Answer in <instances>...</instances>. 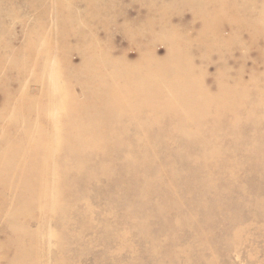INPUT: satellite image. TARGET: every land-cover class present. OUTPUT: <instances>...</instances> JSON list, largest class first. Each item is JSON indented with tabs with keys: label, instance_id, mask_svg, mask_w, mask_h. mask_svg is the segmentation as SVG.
Masks as SVG:
<instances>
[{
	"label": "rangeland",
	"instance_id": "obj_1",
	"mask_svg": "<svg viewBox=\"0 0 264 264\" xmlns=\"http://www.w3.org/2000/svg\"><path fill=\"white\" fill-rule=\"evenodd\" d=\"M0 264H264V0H0Z\"/></svg>",
	"mask_w": 264,
	"mask_h": 264
},
{
	"label": "bare ground",
	"instance_id": "obj_2",
	"mask_svg": "<svg viewBox=\"0 0 264 264\" xmlns=\"http://www.w3.org/2000/svg\"><path fill=\"white\" fill-rule=\"evenodd\" d=\"M1 13H2V11H1ZM50 83H51L49 85L50 92L53 95L52 96L50 95V99L48 102L49 103L48 113H49V116L51 117V119H55L57 117L58 107H59V104L61 102V93L59 92L60 91V87H59L60 84H58V82L52 78H50ZM44 115H45V109H44Z\"/></svg>",
	"mask_w": 264,
	"mask_h": 264
}]
</instances>
